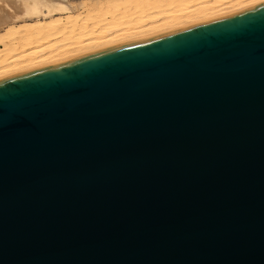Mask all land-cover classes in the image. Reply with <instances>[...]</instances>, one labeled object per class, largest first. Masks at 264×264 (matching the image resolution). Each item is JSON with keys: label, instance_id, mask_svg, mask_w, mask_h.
I'll list each match as a JSON object with an SVG mask.
<instances>
[{"label": "water", "instance_id": "1", "mask_svg": "<svg viewBox=\"0 0 264 264\" xmlns=\"http://www.w3.org/2000/svg\"><path fill=\"white\" fill-rule=\"evenodd\" d=\"M0 264H264V4L1 79Z\"/></svg>", "mask_w": 264, "mask_h": 264}, {"label": "bare ground", "instance_id": "2", "mask_svg": "<svg viewBox=\"0 0 264 264\" xmlns=\"http://www.w3.org/2000/svg\"><path fill=\"white\" fill-rule=\"evenodd\" d=\"M20 2L15 18L24 22L0 32V80L264 4V0H90L88 8L94 10L82 15L63 0ZM5 13L0 9V18Z\"/></svg>", "mask_w": 264, "mask_h": 264}, {"label": "rangeland", "instance_id": "3", "mask_svg": "<svg viewBox=\"0 0 264 264\" xmlns=\"http://www.w3.org/2000/svg\"><path fill=\"white\" fill-rule=\"evenodd\" d=\"M63 1L69 4L74 9L73 11L78 14L84 15L89 9L94 10V8H88L91 5L90 0H63ZM79 2H82L87 6L85 8H82L79 5H77V3ZM16 8H21L20 0H0V9H3L5 10V12H7L5 13L7 14V16L3 15V17L0 18V32L3 31V29L8 25L18 26L19 24L24 22L21 19L15 18L16 11H17ZM151 11H154V10H151ZM26 22H29V20H26ZM1 48L3 49V47Z\"/></svg>", "mask_w": 264, "mask_h": 264}]
</instances>
